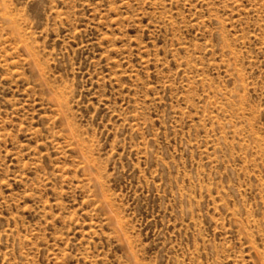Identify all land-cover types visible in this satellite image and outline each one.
Wrapping results in <instances>:
<instances>
[{
    "label": "rangeland",
    "instance_id": "obj_1",
    "mask_svg": "<svg viewBox=\"0 0 264 264\" xmlns=\"http://www.w3.org/2000/svg\"><path fill=\"white\" fill-rule=\"evenodd\" d=\"M0 264H264V0H0Z\"/></svg>",
    "mask_w": 264,
    "mask_h": 264
}]
</instances>
